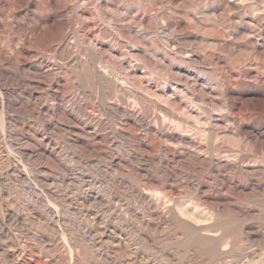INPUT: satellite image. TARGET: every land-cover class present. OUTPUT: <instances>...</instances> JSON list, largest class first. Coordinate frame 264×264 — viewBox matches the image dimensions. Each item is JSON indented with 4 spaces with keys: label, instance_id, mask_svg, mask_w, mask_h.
<instances>
[{
    "label": "rangeland",
    "instance_id": "1",
    "mask_svg": "<svg viewBox=\"0 0 264 264\" xmlns=\"http://www.w3.org/2000/svg\"><path fill=\"white\" fill-rule=\"evenodd\" d=\"M0 264H264V0H0Z\"/></svg>",
    "mask_w": 264,
    "mask_h": 264
}]
</instances>
